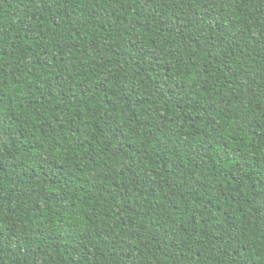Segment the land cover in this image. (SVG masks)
Returning a JSON list of instances; mask_svg holds the SVG:
<instances>
[{"label":"trees","instance_id":"1","mask_svg":"<svg viewBox=\"0 0 264 264\" xmlns=\"http://www.w3.org/2000/svg\"><path fill=\"white\" fill-rule=\"evenodd\" d=\"M0 264H264V0H0Z\"/></svg>","mask_w":264,"mask_h":264}]
</instances>
